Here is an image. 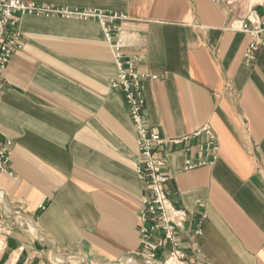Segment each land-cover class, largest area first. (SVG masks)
<instances>
[{
	"label": "crops",
	"instance_id": "0c3cea01",
	"mask_svg": "<svg viewBox=\"0 0 264 264\" xmlns=\"http://www.w3.org/2000/svg\"><path fill=\"white\" fill-rule=\"evenodd\" d=\"M30 1L128 16L146 125L175 138L210 123L220 145L212 166L185 171L184 154L168 158L167 195L189 212L186 261L264 264V47L247 64L251 36L238 28L248 1ZM18 18L23 47L0 96V135L14 142L12 175L0 174V264H154L138 255L150 190L101 25Z\"/></svg>",
	"mask_w": 264,
	"mask_h": 264
},
{
	"label": "built area",
	"instance_id": "2783aa9c",
	"mask_svg": "<svg viewBox=\"0 0 264 264\" xmlns=\"http://www.w3.org/2000/svg\"><path fill=\"white\" fill-rule=\"evenodd\" d=\"M214 1L224 3L228 8L234 3V0ZM247 1L248 10L238 29L251 36L244 56L247 64H251L259 50L264 47V15L256 10L257 7L264 8V0ZM24 14L91 19L99 22L118 70L112 86L123 94L136 131V172L139 179L147 182L150 190V196L142 200L138 217L142 246L138 255L154 264H200L188 263L186 254L181 249L179 232L184 229L189 212L176 207L169 199L165 170L172 154L185 155V171L212 166L218 161L220 145L210 123L175 138L163 137L155 128L146 125L144 75L138 70L140 60L127 58L125 55V50L132 46L131 38L122 29L128 16L103 10L79 11L43 6L30 0H0V96L6 86V70L14 54L23 47L18 17ZM157 78L151 77L154 80ZM13 146V140L0 135V174L12 175L10 170ZM203 219L197 223L196 235L202 234ZM162 252L167 254L164 260L159 259Z\"/></svg>",
	"mask_w": 264,
	"mask_h": 264
}]
</instances>
